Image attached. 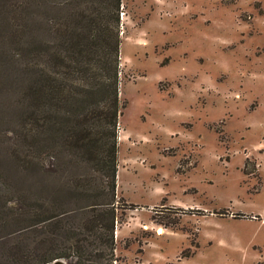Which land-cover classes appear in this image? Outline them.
Here are the masks:
<instances>
[{"label":"rangeland","instance_id":"374dc122","mask_svg":"<svg viewBox=\"0 0 264 264\" xmlns=\"http://www.w3.org/2000/svg\"><path fill=\"white\" fill-rule=\"evenodd\" d=\"M121 1L117 197L138 208L118 211L115 264H264V0ZM41 2L42 41L46 20L114 14L112 0ZM6 97L0 216L23 189L40 205L55 186L11 165Z\"/></svg>","mask_w":264,"mask_h":264},{"label":"trees","instance_id":"16d2710c","mask_svg":"<svg viewBox=\"0 0 264 264\" xmlns=\"http://www.w3.org/2000/svg\"><path fill=\"white\" fill-rule=\"evenodd\" d=\"M41 1L0 3L8 17L0 24L19 26H0V44L10 43L0 45V96L17 113L11 165L25 185L55 186L40 205L23 189L19 207L0 216V226L16 220L15 233L0 236V264H115L118 211L138 208L117 197L122 1L112 0L114 14L46 20L43 41L34 15ZM5 171L0 165L3 186Z\"/></svg>","mask_w":264,"mask_h":264},{"label":"water","instance_id":"95a60500","mask_svg":"<svg viewBox=\"0 0 264 264\" xmlns=\"http://www.w3.org/2000/svg\"><path fill=\"white\" fill-rule=\"evenodd\" d=\"M53 264H65L64 261H57V262H54Z\"/></svg>","mask_w":264,"mask_h":264}]
</instances>
